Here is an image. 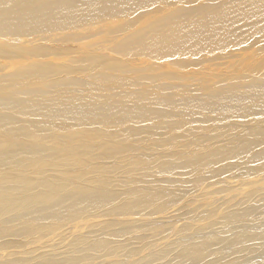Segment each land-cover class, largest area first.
Wrapping results in <instances>:
<instances>
[{"label":"bare ground","instance_id":"1","mask_svg":"<svg viewBox=\"0 0 264 264\" xmlns=\"http://www.w3.org/2000/svg\"><path fill=\"white\" fill-rule=\"evenodd\" d=\"M215 1L0 0V125L9 127L23 143H32L57 128L65 131L63 123L78 125L100 117L127 119L168 113L178 105L174 101L177 93L171 90L185 88L191 82L192 75L178 71L190 66L189 57L224 49L228 33L239 22L245 20L254 26L264 21V0ZM157 4L158 11L150 10ZM181 55L188 58H177ZM136 62L143 64L139 68L143 75H136ZM139 77L148 84L140 92L136 88ZM240 78L242 82L231 84L227 91H213L205 98L216 100L221 111L238 103L244 104L249 113L264 111V77L243 73ZM151 100L163 107L149 109ZM192 106L203 110L211 104L194 102ZM263 135L264 129L248 132V138ZM251 145V139H247L240 146L207 156L204 163L217 166L223 155L238 158ZM16 152L30 161L34 171L24 172L15 158L0 160L9 168L0 171V222L28 217L69 223L54 234L42 235L40 242L27 239L17 248L18 239H0V264H91L100 257L105 244L79 233L85 221L78 220L85 216L97 219L103 211L127 213L149 206L139 187L130 188L128 197L100 190L99 182L91 176L94 169L74 178L51 171L43 164L47 153L42 143ZM253 158L261 162L264 153ZM132 168L135 166L129 170ZM166 168L161 165L158 170L164 172ZM225 170H215L213 176L217 179ZM261 179L264 181V175ZM240 191L220 199L230 201L229 198L239 197ZM217 196L209 195L206 201H217ZM159 203L155 205L157 209L162 207ZM232 216L224 213L218 222L199 227L198 232L214 233L218 239L221 235L217 226L230 225ZM241 226H232L237 232H244L240 238L213 251H200L187 264H204L213 254L227 253L243 243L264 253V225L260 230L254 225ZM209 236L198 242L209 245ZM56 238L63 248L59 251L50 249ZM108 244L106 255L118 254L129 243L112 238ZM150 252L140 259L141 264H151ZM134 257L137 256L130 258ZM179 260L182 259L176 261Z\"/></svg>","mask_w":264,"mask_h":264},{"label":"rangeland","instance_id":"2","mask_svg":"<svg viewBox=\"0 0 264 264\" xmlns=\"http://www.w3.org/2000/svg\"><path fill=\"white\" fill-rule=\"evenodd\" d=\"M159 8L157 4L150 10L156 12ZM223 48L189 58L177 57L190 59V66L178 68V71L184 70L192 75L191 82L185 88L171 90L177 93L174 101L178 105L166 114L127 119L100 117L83 120L78 125L63 123L65 131L57 128L32 143H23L9 127L0 125V160L18 159L24 172L34 170L30 161L16 155V151L34 149L42 143L47 153V161L43 164L51 171H60L65 177L74 178L87 175L90 169H94L91 176L99 182L100 190L125 196L132 187L143 190V198L149 205L144 209L133 208L127 213L103 211L97 219L85 216L78 220L85 221L79 233L84 237L94 236L95 242L105 244L99 252L100 257L97 256L91 264H141L140 259L150 251L153 255L151 264H187L202 253L200 251H213L240 238L244 232H237L239 230L232 227L236 223L262 229L264 160L256 162L251 157L264 153V135L248 138V132L254 130L257 133L264 129V111L249 113L242 103L233 107L229 104L221 111L219 105L216 107V100L205 97L213 91H227L231 84L241 81L243 73L264 77V21H258L254 26L245 20L239 22L228 33ZM140 66L143 64L136 62L133 68L139 76L143 75ZM154 72L146 71V74ZM136 83L139 92L148 87L141 77ZM155 101L151 100L147 106L154 111L163 107ZM208 101L211 107L207 109L192 106L194 102ZM247 139H251L252 145L240 157L223 155L217 166L204 163L207 156L221 154L230 146H240ZM114 165L117 168L112 169ZM131 165L135 168L129 170ZM161 165L167 167L164 172L158 170ZM7 169L0 162V171ZM224 169L217 179L213 176L215 170ZM240 189L239 197L229 198L230 201L220 199ZM214 194L219 197L217 201H206ZM157 203L162 206L160 209L155 207ZM224 213L234 214V217L230 225L217 226L221 235L218 239L214 233L198 232L199 227L218 222ZM68 223L66 220L11 217L0 222V239H18L17 248L27 239L40 242L44 239L42 237L54 234ZM207 235L210 236L206 239L211 242L204 246L198 240ZM112 238L129 244L123 245L118 254L106 255L110 247L108 241ZM54 240L50 249H63L58 245L59 239ZM247 247H250L249 243L238 244L227 253L213 254L204 264H264V253H260L259 248L253 250L250 247L248 250ZM132 256L137 257L131 259ZM179 258L182 260L176 261ZM76 264L84 263L77 261Z\"/></svg>","mask_w":264,"mask_h":264}]
</instances>
